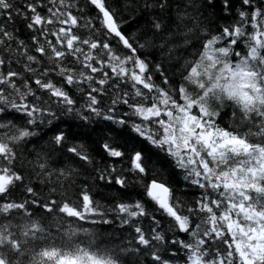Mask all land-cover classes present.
I'll use <instances>...</instances> for the list:
<instances>
[{
  "label": "snow or ice",
  "instance_id": "1",
  "mask_svg": "<svg viewBox=\"0 0 264 264\" xmlns=\"http://www.w3.org/2000/svg\"><path fill=\"white\" fill-rule=\"evenodd\" d=\"M0 264H264V0H0Z\"/></svg>",
  "mask_w": 264,
  "mask_h": 264
}]
</instances>
